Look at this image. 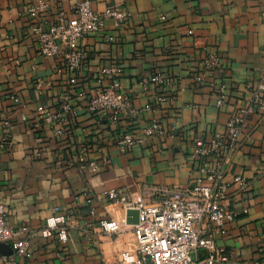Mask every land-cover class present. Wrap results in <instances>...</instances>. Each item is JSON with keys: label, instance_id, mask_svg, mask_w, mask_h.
Returning <instances> with one entry per match:
<instances>
[{"label": "crops", "instance_id": "1", "mask_svg": "<svg viewBox=\"0 0 264 264\" xmlns=\"http://www.w3.org/2000/svg\"><path fill=\"white\" fill-rule=\"evenodd\" d=\"M48 3L45 20L55 23L61 12H71L74 0ZM92 4L96 13L118 8L128 13V19L121 29L107 20L101 33L80 40L87 51L86 64L77 73L80 86L90 89L99 72L113 66L122 71L131 108L151 106L152 111L137 116L127 112L116 123L82 112L73 140L55 139L49 126L36 118L37 110L56 109L65 101L73 90L67 86L68 75L59 77L55 61L38 52L28 13L31 1L0 0V203L13 229H27L3 243L11 250L6 249L7 255L0 252V264L3 257H14L18 264H124L122 253L138 257L133 224L126 222L122 232L110 234L98 226L87 230L86 223L126 221L128 210L153 187L190 186L201 166L200 160L191 158L195 140L225 134L230 117L247 107L248 89L264 83V0H92ZM208 54L218 56L221 66L199 82ZM156 75L170 79L171 85L142 84ZM37 79L51 82V88L40 94ZM223 89L226 100L220 107ZM13 93L23 100L20 108L11 103ZM151 118L161 121L162 135L125 154L113 148L119 129L140 131ZM5 139L14 142L13 149L2 146ZM97 143L102 153L92 151ZM103 155L109 157L108 167L97 173L81 170L82 159ZM237 176L246 180L243 188L234 184ZM224 181L232 184L230 209L241 214L221 230L210 229L207 238L233 261L264 264V112L247 120ZM111 190L121 191L128 201H110ZM55 207L69 218L66 243L41 234ZM26 238L30 255L15 256L14 243ZM208 255L201 249L197 258L205 260Z\"/></svg>", "mask_w": 264, "mask_h": 264}, {"label": "built area", "instance_id": "2", "mask_svg": "<svg viewBox=\"0 0 264 264\" xmlns=\"http://www.w3.org/2000/svg\"><path fill=\"white\" fill-rule=\"evenodd\" d=\"M28 13L32 17L33 35L36 38L38 52L56 63V73L68 75L67 86L73 89L65 97V101L56 109L40 106L37 119H42L51 129L55 139L66 138L73 140L82 112L89 116L110 119L116 123L117 119L129 112L137 116L141 112H151L152 107L146 106L141 110L131 108V97L123 91L121 83L122 71L113 66L104 67L94 81V86L85 89L79 84L77 73L87 61V51L80 45V40L94 34H99L105 27L107 20H113L116 29L126 26L128 13L118 8H110L104 14L93 10L92 0H74L70 13L61 12L55 23H47L45 15L49 12L48 0H30ZM70 16V17H69ZM161 17V21H165ZM221 61L215 54H208L202 64L203 76L197 78L199 82L211 71L219 69ZM150 83L171 85L170 79L160 75L142 81L144 86ZM36 89L40 94L45 88H51L52 83L41 79L36 80ZM250 98L247 107L238 109L226 123V133L212 138H197L191 158L201 161L199 176L192 180L188 187H153L145 192L141 200L134 204V209L140 212V222L133 226L134 235L138 243L136 257L130 253H122L124 264H261L260 262L243 263L231 260L225 250L215 246L213 239L207 238L210 229L221 230L226 223L234 222L240 212L229 207V191L231 183H226L225 177L232 160L237 153L241 137L245 132L247 120L257 112H264V83L258 82L249 88ZM77 100L79 104L72 101ZM14 108H20L23 100L20 95L13 93L10 97ZM160 101L164 99L159 98ZM226 100L223 89L217 101L222 106ZM83 103V105L81 104ZM23 121H28L25 117ZM6 127H12V121L6 122ZM163 134L161 121L151 118L144 129L138 131L133 127L119 129L114 136L113 148L125 154L133 148L151 141L155 136ZM2 146L14 148V142L4 140ZM103 152L100 143L89 150ZM88 151V153H89ZM85 151L81 153L84 154ZM82 171L97 173L110 164L107 155L98 160H81ZM74 165L73 162L69 163ZM234 184L243 188L246 180L237 176ZM108 199L113 202L125 203L128 197L119 190H111ZM59 207H55L54 215L47 220L41 230L45 239L56 238L60 243L68 241L69 218L59 214ZM243 213L245 210L242 211ZM94 215V213H92ZM95 226L106 233L114 234L123 231L126 221L93 220L86 223L85 228L92 230ZM27 232L26 228L13 229L8 222L4 206L0 203V243H7L18 235ZM17 257L30 255L29 238L14 243ZM262 257L264 259V235L262 242ZM201 249L209 251L208 258L199 260L197 253ZM4 264H18L14 257H3Z\"/></svg>", "mask_w": 264, "mask_h": 264}, {"label": "water", "instance_id": "3", "mask_svg": "<svg viewBox=\"0 0 264 264\" xmlns=\"http://www.w3.org/2000/svg\"><path fill=\"white\" fill-rule=\"evenodd\" d=\"M126 222L128 224H133V225H137L140 222V212L136 209H130L127 212V217H126ZM6 249H10V247H8L7 245L0 243V252L4 255H7V253H5ZM11 250V249H10Z\"/></svg>", "mask_w": 264, "mask_h": 264}]
</instances>
